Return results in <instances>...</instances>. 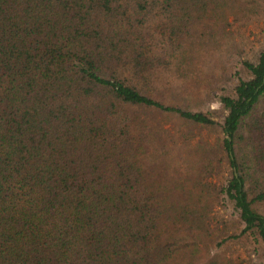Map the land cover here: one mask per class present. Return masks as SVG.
<instances>
[{
    "label": "trees",
    "instance_id": "1",
    "mask_svg": "<svg viewBox=\"0 0 264 264\" xmlns=\"http://www.w3.org/2000/svg\"><path fill=\"white\" fill-rule=\"evenodd\" d=\"M246 11L244 0H0V264H245L232 239L264 251V49L218 96L225 180L201 177L207 153L177 172L164 127L216 123L178 102ZM223 200L240 227L214 211Z\"/></svg>",
    "mask_w": 264,
    "mask_h": 264
},
{
    "label": "rangeland",
    "instance_id": "2",
    "mask_svg": "<svg viewBox=\"0 0 264 264\" xmlns=\"http://www.w3.org/2000/svg\"><path fill=\"white\" fill-rule=\"evenodd\" d=\"M244 1L248 11L238 14L239 18L227 27L229 32L225 35L227 47L216 50L214 54L217 57H213L210 52H202V58L209 60L208 70L211 75L206 73L199 87H194V84L190 83L184 97L178 102L187 108L208 112L216 123L193 124L174 116L170 123L164 122V127L170 128L176 136L175 139L168 137V141L169 143L174 142L169 148L172 149L173 162L178 166L177 172H185L186 159H203V154L207 153L206 156L211 157V168L207 165L201 177L211 181H220L225 180L229 174L228 162L220 147L223 138L221 123L226 111L222 108L218 96L230 92L235 85L241 60L251 57L258 49H264V0ZM172 124H174L173 127H171ZM164 135L168 136L163 131ZM201 164L202 162L198 165ZM223 203L220 202L214 207L216 214L226 219L228 229L233 230L240 227L238 213L233 209L232 204L227 200H223ZM257 205L264 214V202L257 203ZM231 246L234 249V255L243 258L245 264L264 262L263 243L261 242L248 243L243 240L240 243L232 239ZM249 259L251 260L248 261Z\"/></svg>",
    "mask_w": 264,
    "mask_h": 264
}]
</instances>
